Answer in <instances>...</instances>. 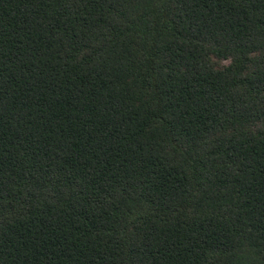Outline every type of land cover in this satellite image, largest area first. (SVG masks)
<instances>
[{"label": "trees", "instance_id": "obj_1", "mask_svg": "<svg viewBox=\"0 0 264 264\" xmlns=\"http://www.w3.org/2000/svg\"><path fill=\"white\" fill-rule=\"evenodd\" d=\"M0 264H264V0H0Z\"/></svg>", "mask_w": 264, "mask_h": 264}]
</instances>
